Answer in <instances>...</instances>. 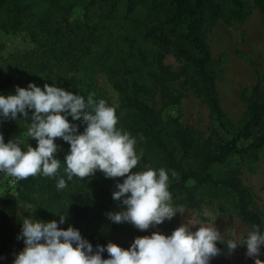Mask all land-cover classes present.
Instances as JSON below:
<instances>
[{"label": "trees", "instance_id": "trees-1", "mask_svg": "<svg viewBox=\"0 0 264 264\" xmlns=\"http://www.w3.org/2000/svg\"><path fill=\"white\" fill-rule=\"evenodd\" d=\"M85 1L0 0V31L23 35L29 27H55L50 51L40 54L30 50L0 64V91L9 89L15 94V87L20 85L13 82L15 75L31 83L37 82L41 87L45 83L59 87L73 84L72 80L59 76L55 67L73 56L74 27L70 17ZM99 5L102 24L91 35V46L82 69L84 76L79 90L74 93L87 98L100 76L110 78L121 98L119 104L107 102L115 110L117 127L130 133L136 139L137 152L143 153L133 171L164 168L169 174L174 206L198 209L206 197L228 198L251 231L254 225L264 230V221L255 210L254 193L243 184L238 170L228 168L236 158L264 152V85L256 86L246 99L247 120L231 126L226 121L211 49L206 42L207 31L218 22L242 21L257 9L264 11V0H101ZM76 25L78 30H83L82 22ZM170 50L194 70L197 92L228 136L227 140L197 138L178 121L164 120L161 113L145 101L158 94L165 99L170 97L166 83L172 74L164 66L165 54ZM27 122L30 120L24 121L18 115L16 120L0 123L5 142L19 139ZM74 123L80 125L82 132L81 121ZM36 143L29 139L27 146L36 147ZM56 143L60 146L56 155L61 159L57 176L36 175L19 180L23 202L37 205L41 212L51 216L65 214V224L58 226L66 229L71 225L79 229L94 248L105 245L102 234L107 231H128L131 242L138 236L151 235L149 229L141 231L131 223L117 224L108 219V212H117L122 207L120 201L112 198L115 190L110 184L94 180L85 186L78 177L68 181L63 157L69 145L60 138ZM5 176L0 173V180ZM59 177L67 181L63 190L56 188ZM20 232L0 209V258H3L0 264H9V257L23 250V240L17 238ZM261 253L259 258L264 260V246ZM103 258H108L106 252Z\"/></svg>", "mask_w": 264, "mask_h": 264}, {"label": "clouds", "instance_id": "clouds-1", "mask_svg": "<svg viewBox=\"0 0 264 264\" xmlns=\"http://www.w3.org/2000/svg\"><path fill=\"white\" fill-rule=\"evenodd\" d=\"M18 115L24 121L30 120L27 136L36 140V147L29 144L24 150L21 140L5 142L0 133V173L19 180L36 175L56 177L61 168V159L56 155L60 148L56 139L60 138L69 145L63 157L68 181L97 171L106 178H123L112 193V198L122 204L119 211L107 213L112 222L131 223L144 231L171 220L177 212L183 213L170 203L166 169L133 171L143 153L137 152L136 139L117 127L115 110L105 100L97 101L92 95L85 98L55 84L41 87L30 82L26 88L16 86L15 94H0V123L16 120ZM75 121L84 125L82 132ZM66 187L67 181L59 177L57 190ZM57 215L59 221L23 219L17 238L23 240L24 248L12 264H210L221 251L218 241L226 244L229 253L238 245L246 246V255L254 259V264H264L259 258L264 230L259 225L253 226L242 244L235 239L225 240L216 227L199 224L192 231V226L182 224L170 235L153 231L138 236L128 248L112 242L94 248L79 229L59 227L65 224L66 216ZM105 252L108 258H103Z\"/></svg>", "mask_w": 264, "mask_h": 264}, {"label": "rangeland", "instance_id": "rangeland-1", "mask_svg": "<svg viewBox=\"0 0 264 264\" xmlns=\"http://www.w3.org/2000/svg\"><path fill=\"white\" fill-rule=\"evenodd\" d=\"M100 1L87 0L74 10L70 17V23L74 27L73 56L69 61L55 67V71L64 80L73 81L72 85L63 87L73 93L79 90L78 87L84 76L82 69L87 60L88 48L91 46V35L96 27L102 24ZM94 2L97 4L94 5ZM124 3L122 1V6ZM77 22L84 24L83 30L77 29ZM52 30H55L54 26L51 28L29 27L23 35L0 31V64L8 60L11 61L12 56L24 55L30 50L40 54L47 53L54 40ZM206 42L211 49L213 71L217 80L221 104L227 116L226 121L231 126L244 123L247 120L246 99L251 96L256 86L264 85V11L257 9L242 21L218 22L207 31ZM46 57L41 58V62ZM164 66L172 74L166 83L169 99L158 94L146 98L145 101L157 109L164 120L178 121L182 127L190 130L197 138L227 140L228 136L220 129L209 107L197 92V77L192 67L172 50L165 54ZM117 79L124 81L122 77H117ZM13 82H19V86L23 88H26L30 83L21 79L19 75L13 77ZM35 84L41 86L37 82ZM0 94L6 96L14 93L6 89L3 92L0 91ZM90 95L97 101L103 99L114 104H119L121 100L112 86L110 78L106 76L98 78L97 85L92 89ZM27 128L28 125L24 126V131L19 138L23 142L21 147L24 150L28 140L31 139L27 136ZM228 168L240 172L243 184L255 195V210L259 212L264 221V152L245 158H236ZM82 179L85 186L96 180L99 184H110L114 190H116V183L123 181L122 177L106 178L100 171ZM20 192V187L17 191L11 190L5 177L0 180V209L10 217L15 227L21 229L25 217L43 221H59L57 215L51 216L49 213L41 212L37 205L23 202ZM170 203L173 207L183 210V213L177 212L171 220H165L156 228H150V233L159 231L170 235L182 224L192 226L191 230L195 231L199 224H205L209 227H216L225 240L235 239L242 244L248 232L251 231L238 217L231 199L211 200L206 197L202 207L198 209L174 206L172 201ZM205 213L207 215H204ZM102 237L105 245L112 242L123 248H128L132 243L128 231L117 233L107 231L102 234ZM217 247L221 251L211 259L210 264H251L254 260L246 255V246L238 245L232 253H229L223 242L218 241ZM14 258L15 255L9 257V264L13 262Z\"/></svg>", "mask_w": 264, "mask_h": 264}, {"label": "built area", "instance_id": "built-area-1", "mask_svg": "<svg viewBox=\"0 0 264 264\" xmlns=\"http://www.w3.org/2000/svg\"><path fill=\"white\" fill-rule=\"evenodd\" d=\"M6 182L9 184V188L11 190H18L20 187V181L19 179H16L14 177H10V176H5Z\"/></svg>", "mask_w": 264, "mask_h": 264}]
</instances>
